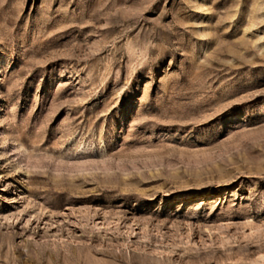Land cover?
<instances>
[{
  "label": "rangeland",
  "instance_id": "374dc122",
  "mask_svg": "<svg viewBox=\"0 0 264 264\" xmlns=\"http://www.w3.org/2000/svg\"><path fill=\"white\" fill-rule=\"evenodd\" d=\"M0 264H264V0H0Z\"/></svg>",
  "mask_w": 264,
  "mask_h": 264
}]
</instances>
